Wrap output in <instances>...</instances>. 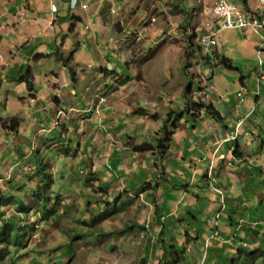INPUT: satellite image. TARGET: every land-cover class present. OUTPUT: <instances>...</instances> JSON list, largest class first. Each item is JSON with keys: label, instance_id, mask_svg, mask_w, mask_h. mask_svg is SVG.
I'll return each instance as SVG.
<instances>
[{"label": "rangeland", "instance_id": "rangeland-1", "mask_svg": "<svg viewBox=\"0 0 264 264\" xmlns=\"http://www.w3.org/2000/svg\"><path fill=\"white\" fill-rule=\"evenodd\" d=\"M225 1L242 13L261 10L259 0L251 9L247 0ZM217 2L0 0V75L24 63L0 81V264H155V250L166 251L159 264H198L195 231L213 233L215 215L200 213L194 195L206 171L195 167L198 151L189 162L191 147L181 151L179 142H198V127L208 137L213 125L226 130L201 104L228 102L232 115L255 108L252 119L264 114V32L222 26L211 60L198 44L222 22L212 13ZM163 135L164 158L156 154L163 146L133 151ZM252 180L260 183L258 175ZM175 185L180 213L167 201ZM215 195L205 190L218 202ZM256 208L253 218L262 219L264 207ZM10 217L21 248L6 247ZM239 233L232 251L248 245L242 249L257 258L237 253L233 262L264 264V252L254 249L264 238L259 244ZM231 257L221 255V264H233Z\"/></svg>", "mask_w": 264, "mask_h": 264}, {"label": "crops", "instance_id": "crops-1", "mask_svg": "<svg viewBox=\"0 0 264 264\" xmlns=\"http://www.w3.org/2000/svg\"><path fill=\"white\" fill-rule=\"evenodd\" d=\"M255 1L256 0H247L250 9V4ZM215 93L216 91H214L213 96ZM259 99L260 97L255 94L254 102L256 105H258ZM211 102L218 113L223 112V117L221 116L220 122L224 124L223 128H226V130L222 133H218L222 128L215 123L217 125H213L212 128L215 135L208 137L202 134L205 129L198 127V142L195 141L194 138L193 141H191L190 138H186L183 139L182 142H179L181 151L183 147L184 149L186 147H191L190 159L188 158L189 162L192 161V157L196 156L195 150L196 152L198 151V158H196V165H198V167H195L198 171L204 169H206V171L203 174L204 187L201 186V188L198 189V194L194 193V195L198 198V202L200 203L201 200L203 204L202 210H199V212L201 213L202 211L206 215H215L214 224L217 225L215 226L216 229L211 234H207V229H202V232H198L200 229L195 231L196 241L198 242V254L201 251L203 252L201 258H198V264H203L204 260L209 258L213 261V256V264H221L223 262L221 255H228V257L232 255L231 262H233V259L238 257V249L245 254L246 251H244V249L248 248V245H238L236 247L237 251H232V248L235 249L234 244H231L232 240L234 241L235 238H238L240 235L239 232H241V234L251 235V239L254 236V240L259 241V244L261 239L264 238V228L261 224L264 222V214L262 215V219H254L252 216V211L254 210L252 207H257L256 209L264 207V138H262L260 134L263 133L264 137V128L260 125V122L264 121V114L258 117L255 116L254 119L250 118L255 111V108L253 111V108L250 107L245 111L237 110V114L235 110V115H232V113H230L231 111L225 108L226 105L229 106L228 102L225 103L226 105H222L224 108H216L218 106L217 103ZM228 116H235L234 122L233 119L228 118ZM224 118H228L226 122L222 120ZM236 119L240 120V122H236ZM219 124L221 125V123ZM249 134L251 136L247 139ZM224 142H227L225 143L227 147L226 150L221 149L223 148L222 145H224ZM197 145L198 149H194L197 148ZM236 150L238 151L236 152ZM136 154L138 155L140 153ZM136 154L134 156H137ZM184 154L185 153L182 155ZM182 158H185V156H182ZM253 175H258L260 179L259 184H256V182L252 180ZM192 180L193 179H189L190 182ZM216 181L218 186L214 188V183ZM210 184L212 188H210ZM205 185L207 187H205ZM174 187L176 190L170 192L167 201L170 199L176 213H180L181 207H179L177 203L179 201V190L181 187H179V185H175ZM182 188L185 191L184 194L189 195V189L187 188L188 190H186L184 185H182ZM208 188L211 192L219 195L218 202L214 198L205 197V190H208ZM217 195L215 196L217 197ZM256 203H258V205ZM221 213L222 218H220ZM159 214L160 213L157 215L159 216ZM223 216L228 217V223L223 219ZM158 223L157 221V224ZM256 223L258 227L255 226L256 228L251 229ZM218 227H222V230L218 231ZM255 234H258V236ZM219 235L227 238H221ZM244 243L247 244L245 241ZM224 244H226V247ZM206 248H208L209 251H207ZM256 248H261L264 252V247L256 246L254 249ZM233 264H235V262H233Z\"/></svg>", "mask_w": 264, "mask_h": 264}, {"label": "trees", "instance_id": "trees-1", "mask_svg": "<svg viewBox=\"0 0 264 264\" xmlns=\"http://www.w3.org/2000/svg\"><path fill=\"white\" fill-rule=\"evenodd\" d=\"M243 3H245V0H243L242 1ZM54 12H58V10L56 9ZM60 25L57 23L56 24V27H59ZM43 41H46L47 39H42ZM38 43H42V42H38ZM39 45H41V44H39ZM210 51L211 50H209L208 52H206L205 53V59L206 60H211L212 58H214L215 57V54H217V52L213 55V54H210ZM219 54V53H218ZM220 55V54H219ZM220 61H221V63L222 64H224V65H226V63L228 62V60H226V58L225 57H221L220 58ZM17 64H20L21 66H23L24 67V63H21V62H19V63H15L13 66H10L7 70H5L4 71V75L3 76H1L0 75V81L3 79V78H8V74H9V72H10V70H12L14 67H16L17 66ZM64 65L65 66H68L69 67V73H70V75L71 76H75L74 75V69L73 68H71L67 63H66V60H65V63H64ZM25 78V77H24ZM27 79H28V77H27ZM21 80L23 81V79H22V77H21ZM26 80V78L24 79V81ZM26 81H29V79L28 80H26ZM258 86V85H257ZM30 87H32V85L30 86ZM239 92H237L236 93V95L238 94ZM240 94H241V92H240ZM256 95H259V94H256ZM240 96H242V94L241 95H239V98H240ZM242 98H243V96H242ZM242 101V100H241ZM200 106H202V108H204L205 110H206V112L208 113V114H212V115H215V120H217V119H219L220 120V116H219V113L216 111V109L210 104V103H206V104H201ZM186 112H183V111H180V112H178L177 113V116H179V115H184ZM137 114H140V115H147V112L146 111H144L143 109H141V110H139V112L137 113ZM194 120V119H193ZM109 121L108 120H104L103 121V123L104 124H106V123H108ZM193 123V122H192ZM194 124V123H193ZM158 140H160V141H162V142H160V143H158V145H153L152 143H149V142H142L141 144H139V145H134V148H133V151L134 152H137V153H141V152H149V151H151L152 149H153V151H154V149L156 148L157 149V147L159 148H161V146H163L162 147V150L160 149H158V153H156V154H159V156H160V158H164L165 157V151L168 149V147H166V145L164 146V135L163 136H161V137H158ZM169 140H171V139H169ZM234 148H236V147H234ZM52 212V211H51ZM49 213L50 212H48V215H49ZM45 216H46V214H45ZM15 217H10V221H9V228H8V232H5V238H6V247H8V246H13V247H16V248H18V247H20L21 248V246L22 245H24L23 244V241H22V238L20 237L21 235H20V233H19V229H18V227H16L15 225H14V222H15V219H14ZM17 218H19V217H17ZM140 228H143V227H140ZM155 238V237H154ZM156 239V238H155ZM155 249H157V247L156 248H154V250ZM186 251V250H185ZM0 252H1V254H3V250H1L0 249ZM157 252V250H155L154 251V255L156 256H159L158 258H157V260H155L156 261V263L155 264H159L160 263V260L161 259H163V257L165 256V252L166 251H164L163 253H161V254H159L158 252ZM152 252H150V254H151ZM238 253H239V255H241V256H246V258L247 259H250L251 257L250 256H252V261H254L257 257L255 256V254H254V252H250V251H246L245 252V254L241 251V250H239L238 249ZM146 256H147V253H145V255H144V260H146L145 258H146ZM156 256V257H157Z\"/></svg>", "mask_w": 264, "mask_h": 264}, {"label": "built area", "instance_id": "built-area-1", "mask_svg": "<svg viewBox=\"0 0 264 264\" xmlns=\"http://www.w3.org/2000/svg\"><path fill=\"white\" fill-rule=\"evenodd\" d=\"M259 2L261 5V10L257 13L248 14V13H242L236 10L233 4L225 0H219V2H217L214 7V12L212 13L215 16L214 19L216 21L221 20L222 22L216 23L215 26L219 28H217V31L215 33L210 32L200 37L199 45L201 46V48H204L205 52H208L211 48L217 46L218 38H217L216 33L222 28V26L229 27L232 29H241L242 31L243 29L254 27L256 29L260 28L259 33L261 31L264 32V0H259ZM52 9L54 10V7H52ZM263 39H264V36H263ZM260 54H262V52L257 51V55L259 57L260 63H262ZM260 78H264V74L262 71L260 72ZM238 95H241V94L238 93Z\"/></svg>", "mask_w": 264, "mask_h": 264}, {"label": "bare ground", "instance_id": "bare-ground-1", "mask_svg": "<svg viewBox=\"0 0 264 264\" xmlns=\"http://www.w3.org/2000/svg\"><path fill=\"white\" fill-rule=\"evenodd\" d=\"M56 10V8L54 7V10L53 11H55Z\"/></svg>", "mask_w": 264, "mask_h": 264}, {"label": "clouds", "instance_id": "clouds-1", "mask_svg": "<svg viewBox=\"0 0 264 264\" xmlns=\"http://www.w3.org/2000/svg\"><path fill=\"white\" fill-rule=\"evenodd\" d=\"M199 44V43H198ZM200 46V45H199ZM201 47V46H200ZM215 226H217L216 224H215Z\"/></svg>", "mask_w": 264, "mask_h": 264}]
</instances>
